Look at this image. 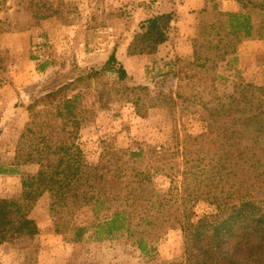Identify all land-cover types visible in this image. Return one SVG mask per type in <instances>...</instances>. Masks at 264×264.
<instances>
[{
  "label": "trees",
  "instance_id": "1",
  "mask_svg": "<svg viewBox=\"0 0 264 264\" xmlns=\"http://www.w3.org/2000/svg\"><path fill=\"white\" fill-rule=\"evenodd\" d=\"M234 2L248 13H223L214 4L217 20L204 27L202 44L194 42L192 65L202 74L205 89L208 75L203 70L224 63L236 51L232 43L264 40V0ZM19 5L27 20L7 24L12 28L0 21L3 33L31 31L63 13L49 0H20ZM172 23L171 13L142 22L127 57L156 56L169 41ZM6 67L0 53V76ZM130 80L114 49L100 70L80 75L28 106L30 122L16 164L0 167V174L19 175L24 166L38 171L22 177L19 200H0V247L33 245L40 229L31 213L51 191L61 213L56 233L66 235L69 243L83 242L93 229L101 240H125L151 261L168 234L181 232V256L164 264H264V83H237L232 93L203 101V96L155 91ZM117 104L130 105L142 121L153 110L166 112L173 125L170 145L158 149L136 141L117 149L112 141L90 162L81 132L95 123L99 111ZM189 116L199 117L200 135L179 129V121ZM161 177L169 181L163 191L156 181ZM201 204L213 207L215 214L198 217ZM84 210L94 217L88 226L78 223ZM68 264L91 263L74 259Z\"/></svg>",
  "mask_w": 264,
  "mask_h": 264
},
{
  "label": "rangeland",
  "instance_id": "2",
  "mask_svg": "<svg viewBox=\"0 0 264 264\" xmlns=\"http://www.w3.org/2000/svg\"><path fill=\"white\" fill-rule=\"evenodd\" d=\"M36 1V0H35ZM63 12L61 15L41 22L38 28L22 33H3L0 29V53L6 56L7 67L0 76V167L16 164L17 151L23 133L30 122L27 110L33 100L55 90L74 78L100 70L109 59L124 33L108 32L112 17L128 14L124 6L111 0L83 2L77 0H49ZM20 0H0V21L7 24L26 21L28 15L19 5ZM234 0H204L200 8L179 19V27L169 32V41L152 58L136 59L122 64L130 81L145 85L155 91L189 96H203L209 101L215 95L230 94L237 83L262 85L264 83V40L253 39L239 45L232 43L236 51L229 55L218 68L207 72L208 86L200 81L199 69L193 66V45L202 44L205 26L217 20L212 8L220 5L234 13H248L243 5ZM237 6V10H233ZM197 7V6H196ZM208 10V14L203 13ZM223 28L229 26L222 19ZM126 18L121 29L127 28ZM228 29V28H226ZM111 33V34H110ZM171 34V35H170ZM213 38V37H211ZM200 39V41L198 40ZM212 40L216 41L217 38ZM203 52H206L204 49ZM211 54V53H210ZM118 57V55H117ZM41 65H46L42 72ZM205 74V72H202ZM215 79L211 83L212 79ZM182 134L198 136L203 124L198 116H189L178 123ZM172 123L166 112L153 110L142 121L130 105H113L107 111H99L94 124L81 132V144L90 162L98 158L104 145L114 141L117 149H127L132 143L144 142L160 149L171 143ZM105 143V144H104ZM19 175L0 174V200H19L22 192V177L35 175L38 168L24 166ZM163 191L169 181L161 177L156 180ZM198 217L215 214V209L205 204L197 207ZM60 209L53 193L49 191L35 206L31 217L37 222L40 233L33 245L22 247L5 244L0 247V264H68L71 260L91 264H164L182 254L181 232L168 234L158 244V257L144 259L141 252L125 240H101L92 229L84 241L69 243L66 235L56 233ZM94 219L90 211L84 210L78 217L81 226H88Z\"/></svg>",
  "mask_w": 264,
  "mask_h": 264
},
{
  "label": "crops",
  "instance_id": "3",
  "mask_svg": "<svg viewBox=\"0 0 264 264\" xmlns=\"http://www.w3.org/2000/svg\"><path fill=\"white\" fill-rule=\"evenodd\" d=\"M78 1V0H77ZM83 2H90L93 0H79ZM100 1V0H95ZM112 3H116L117 6H124L130 11L128 14L119 15L112 17L109 26L106 27L108 32H113L114 34L124 33L121 36V39L114 44L113 47L117 49L118 60L124 64H130L136 59L141 58H128L127 48L131 44L135 34L139 31V26L142 22L163 15V14H172L173 23L171 30H174L175 27H179V19L188 17V14L194 12V10L203 8L204 0H111ZM236 4V3H234ZM238 5V4H236ZM197 6V7H196ZM237 7V6H236ZM235 6L232 5L233 10H237ZM197 8V9H196ZM220 11H231L232 9H225L221 5L219 7ZM126 18L127 28L123 31L121 29V22ZM170 30V31H171ZM111 34V33H110ZM171 35V34H170ZM170 37V36H169ZM168 42L163 45L160 50L166 46ZM159 50V51H160ZM145 58V57H144Z\"/></svg>",
  "mask_w": 264,
  "mask_h": 264
}]
</instances>
